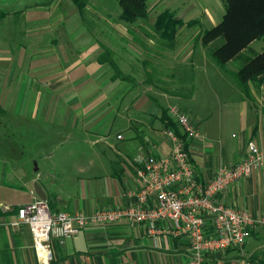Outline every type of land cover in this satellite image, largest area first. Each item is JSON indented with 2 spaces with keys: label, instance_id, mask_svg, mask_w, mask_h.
Masks as SVG:
<instances>
[{
  "label": "crops",
  "instance_id": "crops-1",
  "mask_svg": "<svg viewBox=\"0 0 264 264\" xmlns=\"http://www.w3.org/2000/svg\"><path fill=\"white\" fill-rule=\"evenodd\" d=\"M219 1V14L204 13L210 27L201 16L182 20L179 11L168 9L183 24L170 45L154 25L146 30L140 19L130 23L120 14H81L77 8L78 14H63L56 6L57 14H33L48 13L49 6L38 4L28 10L32 14L0 11V123L32 148L31 159L41 161L32 174L21 165L0 170V264H41L28 228L12 226L17 209L34 200L35 183L53 211L90 215L128 205L126 192L140 168L136 158L170 154L166 131L179 130L168 115L171 107L187 114L204 138L186 140L202 183L244 159L249 141L264 151V94L251 100L235 71L218 67L209 56L210 43L200 38L221 22L225 6ZM66 2L74 7L72 0L61 5ZM15 24L29 28L19 33L31 37L30 52L5 46L19 34ZM261 47L252 42L247 48L258 53ZM104 48L117 78L107 61H99ZM180 82L190 84L189 94ZM20 144L11 147L17 151ZM216 198L252 217L264 214V165ZM51 251L49 264H186L190 255L186 237L152 235L144 224L131 228L124 222L54 240ZM206 261L264 264V228H253L241 249Z\"/></svg>",
  "mask_w": 264,
  "mask_h": 264
},
{
  "label": "built area",
  "instance_id": "built-area-1",
  "mask_svg": "<svg viewBox=\"0 0 264 264\" xmlns=\"http://www.w3.org/2000/svg\"><path fill=\"white\" fill-rule=\"evenodd\" d=\"M168 115L179 128L178 134L166 131L171 140L170 154L136 158L140 168L135 186L126 192L128 205L99 209L90 215L68 214L53 211L47 200L38 199L32 192L34 200L17 209L12 226L28 228L41 264H49L52 259V241L62 242L94 226L124 222L132 228L144 224L152 235L186 237L190 249L186 264H207L208 256L241 249L253 228H264V214L252 217L246 211L224 206L216 198L256 173L264 165V151L249 141L244 159L231 168H220L211 181L202 183L190 161L186 140L204 138L184 112L171 107ZM164 222H168L167 228L161 227Z\"/></svg>",
  "mask_w": 264,
  "mask_h": 264
},
{
  "label": "trees",
  "instance_id": "trees-1",
  "mask_svg": "<svg viewBox=\"0 0 264 264\" xmlns=\"http://www.w3.org/2000/svg\"><path fill=\"white\" fill-rule=\"evenodd\" d=\"M225 6V14L221 22L211 30L204 32L200 38L203 44L209 43V56L215 64L225 69L230 61L236 62L239 66L235 77L243 85L248 82L257 81L259 76L264 79V0H222ZM76 8L82 9V0H72ZM147 0H118L121 7L120 17L130 23L146 16ZM167 11L160 14L161 18L157 20L155 27L165 28L169 22L170 28L162 30L161 36L167 38V44L174 42V36L177 27L181 22L177 21L175 16ZM4 15V14H3ZM172 22V23H171ZM195 22H189L188 26ZM252 42H258L262 45L261 51L256 53L250 50L248 45ZM244 50L249 51V55L244 54ZM100 62H106L114 71L117 78L119 72L113 62L110 61L109 51L104 48L100 56ZM232 65V64H231ZM240 85V84H239ZM242 88V85H240ZM243 89V88H242ZM179 130L175 132L178 134Z\"/></svg>",
  "mask_w": 264,
  "mask_h": 264
},
{
  "label": "rangeland",
  "instance_id": "rangeland-1",
  "mask_svg": "<svg viewBox=\"0 0 264 264\" xmlns=\"http://www.w3.org/2000/svg\"><path fill=\"white\" fill-rule=\"evenodd\" d=\"M147 1L148 2L146 3V16H144L142 19L138 21L139 23L143 24V27L146 30L151 27L153 28V25L155 27L157 20L161 18L160 15L156 16V14H165L167 13L168 9L170 10L175 9L179 11V14H177V17L182 20H188L190 18H195V17L197 18L198 16L200 18L201 16V19H203L204 21H207V24L203 23L204 25H209L207 27H210L211 22L207 18V14H204V13H210L212 15H215L213 13L216 11V14H219V3H220L219 0H162L159 5L157 3L158 0H147ZM82 2L84 5L82 9H79V12H81V14H120L121 15L120 13L121 7L118 3V0L117 1L116 0H82ZM67 3L68 2H66V5L64 3L61 5V0H0V11L4 12L5 14H9V16H12L13 14H32L28 10L31 7H34L35 4H38L39 6H49V8L47 9L48 13L38 11L33 14H57L55 6L58 7L60 12L63 14H78L76 6L74 5V7H72L71 3L70 5ZM154 3H157L156 4L157 8L155 9H154L155 7ZM66 6L70 8V10H68ZM0 14H3V13H0ZM2 18L4 19V17ZM180 19H176V20L182 23ZM8 20H10V18H6L3 21H5V24H6V22H9ZM103 21H101V23ZM182 25L183 24H181V26ZM169 26L170 24L168 22L166 27L161 28V29L167 30L170 28ZM181 26H178L177 28L179 29ZM14 27L18 33L21 32L23 29L25 30L29 29L27 26L25 28L23 27L19 28L16 24L14 25ZM116 27H121V26H116ZM201 27L207 28L206 26H203L202 24H201ZM161 29L158 28L159 32L162 31ZM30 40H31V37H27L19 33L18 35L14 37V41L11 43V45L8 44L5 46L9 47L10 49L9 51L13 53H15L16 49L20 47L24 49L26 48L27 51L30 52L32 48ZM244 54L250 56L249 55L250 53L248 50H244ZM236 62L231 63L229 61L227 64H232V67H228L226 65L227 70L231 69L233 72L235 71L236 73L237 69L239 68V66H235V64H237ZM156 79L157 78L154 77L155 81ZM128 82H131V79H129ZM238 84L242 85L243 92L246 93L250 97L251 100L255 101L254 97L256 93H258L257 95H259L260 93L264 94L263 76H259L257 81H252V82L250 81L248 83H245V85H243L241 82H239ZM188 85L190 84L187 83L185 85L181 82L178 83V87L182 90L184 95L189 94L190 87ZM30 106H31V103H30ZM22 126H19V128ZM13 136H14V132L10 130L9 125L0 123V170L3 169L4 166L9 165V164H11L7 166L9 168L13 165L15 166L21 165L22 167L27 168L26 172L32 174L33 173L32 167H34L35 164L41 165V161L35 160L34 158L31 159L30 155L31 154L34 155L36 153H32V148L29 147L27 143L25 144L23 142L24 141L23 139L21 140L20 138H14ZM15 143H21L20 147H18L19 150L17 151H15L16 150L15 147H11ZM28 149H31V152ZM13 151H15V153ZM18 163H21V164H18Z\"/></svg>",
  "mask_w": 264,
  "mask_h": 264
},
{
  "label": "water",
  "instance_id": "water-1",
  "mask_svg": "<svg viewBox=\"0 0 264 264\" xmlns=\"http://www.w3.org/2000/svg\"><path fill=\"white\" fill-rule=\"evenodd\" d=\"M33 189H34V193L35 195L42 201H46V195L44 194V192L42 191V189L38 186L37 183H35L33 185Z\"/></svg>",
  "mask_w": 264,
  "mask_h": 264
}]
</instances>
